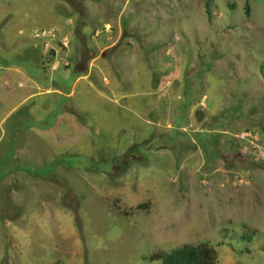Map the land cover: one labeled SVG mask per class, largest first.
<instances>
[{"label":"rangeland","instance_id":"obj_1","mask_svg":"<svg viewBox=\"0 0 264 264\" xmlns=\"http://www.w3.org/2000/svg\"><path fill=\"white\" fill-rule=\"evenodd\" d=\"M0 69V264H264L262 0H0Z\"/></svg>","mask_w":264,"mask_h":264},{"label":"trees","instance_id":"obj_2","mask_svg":"<svg viewBox=\"0 0 264 264\" xmlns=\"http://www.w3.org/2000/svg\"><path fill=\"white\" fill-rule=\"evenodd\" d=\"M262 1L264 2V0ZM197 116H199V112ZM214 255L215 250L213 247L204 243H183L179 248L168 253L151 254L150 259H160L162 264H213Z\"/></svg>","mask_w":264,"mask_h":264},{"label":"crops","instance_id":"obj_3","mask_svg":"<svg viewBox=\"0 0 264 264\" xmlns=\"http://www.w3.org/2000/svg\"><path fill=\"white\" fill-rule=\"evenodd\" d=\"M83 5V4H82ZM84 6V8H85V11H86V7H85V4L83 5ZM85 11H83V12H85ZM120 9H119V11L117 12L116 10H112V12H110V13H114V14H119L120 13ZM118 16V15H117ZM101 24H103V28H106L107 29V27L108 26H110L109 24H108V22L106 21V20H103L102 22H101ZM59 27H62L63 29H61L60 31H59V36H61V38H63V37H65L66 35H65V33H62V32H65V31H67L68 32V30H69V26H67V27H65V26H63V25H61V26H58V29H60ZM78 27V33L80 34V29H79V26H77ZM55 28V27H54ZM57 29V30H58ZM115 29H117V30H119L118 28H117V25L115 26ZM94 31H93V33L91 34L92 36H93V34L95 35L96 34V29H93ZM114 30V29H113ZM60 33H61V35H60ZM106 35H108V34H106ZM56 36H51L50 35V38H53V39H50L49 38V40L48 39H46V40H44L43 42H42V49H43V47L45 46V44L47 45L48 44V46H50V47H52L54 50H55V43H56V41H59V39H56L55 38ZM107 39V36L105 37V40ZM67 41L69 42V44H70V41L68 40V38H67ZM107 44V43H106ZM59 48V47H58ZM56 54V53H55ZM1 70H3V69H0V71ZM79 72V71H78ZM31 87H33V88H35V90L36 89H40L41 90V87H40V84H36V83H33L32 82V86Z\"/></svg>","mask_w":264,"mask_h":264},{"label":"built area","instance_id":"obj_4","mask_svg":"<svg viewBox=\"0 0 264 264\" xmlns=\"http://www.w3.org/2000/svg\"><path fill=\"white\" fill-rule=\"evenodd\" d=\"M51 36L53 37V35L51 34ZM62 43V45L65 46V42L63 40L60 41Z\"/></svg>","mask_w":264,"mask_h":264}]
</instances>
